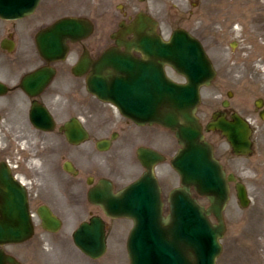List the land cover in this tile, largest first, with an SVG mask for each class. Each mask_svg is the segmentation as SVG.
<instances>
[{"label": "water", "instance_id": "water-1", "mask_svg": "<svg viewBox=\"0 0 264 264\" xmlns=\"http://www.w3.org/2000/svg\"><path fill=\"white\" fill-rule=\"evenodd\" d=\"M38 1L0 0V16L23 17L34 10ZM71 24L63 20L57 26L59 31L67 33L82 30L79 23ZM61 42L58 34L49 38L41 34L38 47L43 55L52 53L60 57L65 47ZM135 47L144 53V59L116 49L104 53L93 76L87 80L88 89L100 99L112 102L138 124L158 123L175 131L181 148L171 164L180 175L181 185L170 191V211L163 216L160 188L153 169L163 156L140 148L138 157L146 168L142 176L117 193L112 192L109 181L101 180L92 197L108 216L133 219L128 239L131 264H215L221 250L218 238L224 231L222 210L228 199V181L234 177H226L213 157L195 116L199 87L209 84L215 71L200 42L183 29L175 30L168 40L142 36ZM165 63L185 76L186 81L177 83L168 77L163 68ZM42 112L38 109L31 118L43 127V119L36 115L46 117ZM218 126L237 152L249 150V128L243 121ZM86 135L79 126V139H85ZM192 186L200 195L208 197L207 209L190 196ZM236 189L241 204L247 205L244 186L238 183ZM210 212L218 224L210 223L207 218ZM39 213L45 228H59V219L50 211L40 209ZM32 229L24 190L6 170H0V245L22 242L31 236ZM74 241L91 256L102 255L105 251L102 220L94 217L90 224H82L74 232ZM6 263L17 262L0 249V264Z\"/></svg>", "mask_w": 264, "mask_h": 264}, {"label": "rangeland", "instance_id": "rangeland-1", "mask_svg": "<svg viewBox=\"0 0 264 264\" xmlns=\"http://www.w3.org/2000/svg\"><path fill=\"white\" fill-rule=\"evenodd\" d=\"M187 9V5L179 4L176 13L165 6L161 31L167 37L174 29L175 24L171 26L166 18L169 13L175 14L179 20L184 18L182 15L185 13L183 25L203 40L204 49L219 76L212 87L201 93L202 111L212 110L210 105L215 106L213 101L226 97L227 92L234 94L233 102L240 109L253 106V100L257 97L264 98V0H202L200 8L190 20L185 12ZM167 70L175 80H183L172 69ZM89 100L94 102V114L92 109L84 108L83 115L91 120L86 122L89 128L94 125V139L107 137L112 130L117 131V119L122 118L118 111L94 98ZM103 109L107 111L106 114ZM252 118L257 124L254 134L258 147L256 153L250 157L218 154L228 170L239 176L246 185L250 203L242 208L231 186L230 197L223 210L226 231L221 239L223 248L217 264H261L259 251L264 250V122L257 121L254 116ZM49 138L51 145L57 143L54 135ZM146 145L166 156L163 162L156 165L155 172L162 187L164 212L167 213V193L179 184V176L170 165L179 144L174 134L166 128L134 125L126 132H120L109 149L97 150L93 142L88 141L80 146L78 153L65 150L67 158L72 159L80 170L75 181L61 167L62 158L51 155L50 170H46L44 175L46 183L34 188L33 192L41 197V200L36 198V203L45 201L54 208L62 219V227L55 234H46L36 219L33 238L24 243L4 245V250L23 264H129L126 239L132 226L130 219H105L108 228L107 251L99 259L87 260L74 246L71 233L88 217L91 208L85 195L87 182L84 181L87 176L92 174L96 180L108 178L114 182L115 190L122 188L144 170L137 159L136 150ZM222 148L229 149L224 144ZM37 152L31 148L25 151L31 157ZM80 176L81 181L78 179ZM64 181L68 188L61 185ZM71 183L76 190L69 189ZM195 196L201 204L208 205L206 198ZM40 239L45 240L44 248L39 244Z\"/></svg>", "mask_w": 264, "mask_h": 264}, {"label": "flooded vegetation", "instance_id": "flooded-vegetation-1", "mask_svg": "<svg viewBox=\"0 0 264 264\" xmlns=\"http://www.w3.org/2000/svg\"><path fill=\"white\" fill-rule=\"evenodd\" d=\"M201 1L41 0L34 13L27 17L14 20L0 18V170H6L16 182L23 186L29 215L33 221L35 219L39 221V226L43 232L46 234L57 233L42 227L38 209L44 206L57 216L58 213L45 201L36 203L38 195L33 192L34 188L41 187L42 184L46 183L44 175L46 170H50V156L55 155L54 157L62 158L61 167L75 181L74 179L79 176L80 170L72 159L67 158L65 150L78 153L80 146L88 141H92L95 149L98 150L97 139H94V125L91 128L86 125V122L91 120L84 117L83 109H92L94 114V102L90 101L89 98H94L98 102L101 101L87 90L86 80L88 76L94 73V67L102 54L112 47L122 51L130 48V52L134 56L142 57L143 54L138 52L133 44H136L142 35L148 34L151 37L152 34H161L164 22L162 11L165 6H169L178 13L177 6L179 4L187 5L188 9L185 12L190 20L196 10L200 8ZM174 15L169 13L166 17L169 23L168 21L166 23L171 26L175 24L174 28L183 26L186 28L183 25L185 13L182 15L184 17L182 20ZM62 18L86 21L90 29L82 37H67L59 32V35H64L66 46L64 56L60 59H54L51 54L47 57L41 56L36 46V36L42 31L44 33L50 32L53 29L52 26ZM192 22L194 23L193 20ZM136 25L141 28L139 33L137 32L138 28L136 31ZM48 67H52L53 72L46 74L44 69ZM218 76L217 71L213 82ZM212 85L201 87V93ZM233 98L234 94L227 92L226 97L213 101L215 106L211 104L212 110L209 109V111H202L200 99L196 111L205 138L212 143L214 154L218 159L220 158L218 154L226 156V153L240 157L233 153L221 130L212 127L220 118L233 122L235 121L234 116L238 114L249 121L252 127L253 147L250 155L253 156L258 149L254 136L257 124L252 116L257 121L264 122V119L261 118V114H264V98H255L260 100V107H257L256 102L253 101V106L248 107L241 103L245 106L241 109L235 106ZM38 109L47 115V118H43L45 124H51V127L41 128L32 123L31 114ZM103 113L106 114L107 111L103 109ZM120 116L122 118L117 119L118 130H112L106 138H111L112 134H115L117 138L120 132H126L130 126L136 125L129 118ZM200 116L204 118L201 119ZM79 125L87 130V140L84 142L70 141L68 128L73 131L74 135H77ZM50 135L57 138L55 145L50 144ZM222 144L229 149L222 148ZM30 148L38 151L36 154L34 153L33 157L25 153ZM219 161L221 162L220 159ZM221 163L226 171L230 172L228 167L223 162ZM78 179L81 181L82 177L80 176ZM97 180L94 175L89 174L84 181L87 182L86 200L91 207L88 210L86 220L102 213L101 209L87 198L88 190L94 186ZM73 183L69 189L76 190ZM61 185L68 188L65 181ZM38 198L41 200L40 196ZM35 231L36 225L34 223L32 238L35 236ZM44 242L43 239L39 240L42 248H44ZM75 247L87 260H94L77 246ZM259 253L260 262L264 264V250L260 249Z\"/></svg>", "mask_w": 264, "mask_h": 264}, {"label": "bare ground", "instance_id": "bare-ground-1", "mask_svg": "<svg viewBox=\"0 0 264 264\" xmlns=\"http://www.w3.org/2000/svg\"><path fill=\"white\" fill-rule=\"evenodd\" d=\"M88 27H89V29H90V26H89V25H88ZM88 31H89V30H88ZM185 31H186V30H185ZM186 32H187V31H186ZM84 35H86V34H84ZM84 35H83V36H84ZM161 39H162V40H167V39H164V38H161ZM200 44H201V43H200ZM184 78H185V76H184ZM203 84H204V83H203ZM203 84H202V85H203ZM200 86H201V85H200Z\"/></svg>", "mask_w": 264, "mask_h": 264}]
</instances>
